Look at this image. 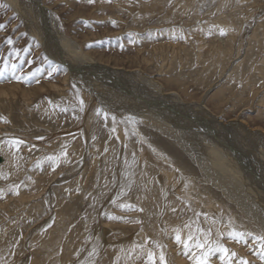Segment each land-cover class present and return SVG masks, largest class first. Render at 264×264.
<instances>
[{
  "label": "rangeland",
  "instance_id": "374dc122",
  "mask_svg": "<svg viewBox=\"0 0 264 264\" xmlns=\"http://www.w3.org/2000/svg\"><path fill=\"white\" fill-rule=\"evenodd\" d=\"M40 1L48 19L58 22V36L77 44L96 64L133 81L145 77L159 87L161 93L154 95L161 100L199 103L225 123L264 134V0ZM0 24L5 26L0 29V68L8 64L0 76V174L6 177H0V264H145L148 249L156 251L158 261L159 249L152 242L165 246L167 264H192L175 242L173 229L186 235L184 225L190 222L207 229L211 221L203 216L197 221L196 213L220 217L222 231L230 217L237 229L264 233L251 216L259 217L261 210L264 217L258 191L264 196L262 163L256 168L262 181L238 168L251 178L243 180L252 197L238 201L242 207L247 201L242 209L205 182L204 173L176 145L140 120L128 113L118 115L117 123L112 115L105 121L96 109H107L96 99L88 111L87 89L73 81L76 74L46 56L7 0H0ZM121 91L127 95L124 103L144 111L129 90ZM77 95L85 103L83 110ZM123 123L127 135L119 137ZM10 137L25 143L14 152L5 142ZM49 156L58 157L55 166ZM163 169L180 180V190L174 191ZM11 185L20 186L18 194L10 191ZM163 189H169L165 195ZM121 204L135 208L122 209ZM221 242L238 258L262 264L247 245ZM209 264H220L218 255Z\"/></svg>",
  "mask_w": 264,
  "mask_h": 264
},
{
  "label": "bare ground",
  "instance_id": "6f19581e",
  "mask_svg": "<svg viewBox=\"0 0 264 264\" xmlns=\"http://www.w3.org/2000/svg\"><path fill=\"white\" fill-rule=\"evenodd\" d=\"M7 1L11 5H13L14 9L21 15V18L27 25V29H29V31L37 38L46 56L60 64H62V62L67 64L68 67L65 65L64 66L67 69L69 68L68 70L73 73V75L76 74L75 76L78 78H74L76 80L73 81L75 83L77 82V85L79 84V86H82L84 89L86 88L88 91L87 95L83 94L84 92L82 93L85 96L84 101H86L85 103L86 105H88V111H90L91 108V100L96 99L106 107L105 109H107L106 111L110 115H115V118H118V115L120 114L127 117L126 115L129 113V115L133 116L134 119L140 120V123L144 125V127L147 126L148 128L156 131L159 135H162L172 144L176 145L194 164L198 166L200 172L204 173L205 182L211 183L213 187L220 189L225 197H228L230 200H232V202L236 203L240 208L244 209L243 207L247 204V201L243 207L239 205V202L244 201L245 203V199H247L249 195L252 197V195L250 194V188L242 187V185L245 184L244 181L247 182V180H249L248 182H251V178H247L250 177L248 173L251 172L252 177L255 176V181L256 178L260 181L263 180L256 168H258L262 163L261 168L264 172V162L261 160V157L264 156V134L262 135L257 130V132H253L251 129L250 130L252 132L250 130L249 132L247 128L246 131L244 129L245 126H242L235 122L225 123L217 119L213 114L209 113L205 106L199 103H183L182 105L180 101L172 102V96L170 97L171 99L169 101H166L165 99V101L161 100L162 98L158 94L154 95V91L161 93L159 87L156 85H152V83H149L148 81L146 82L145 77H141L133 81V79L126 78L124 75H120L118 72H113L111 68L104 67L102 65L100 66V64H96L94 60L82 53L77 44L72 42L70 39H65L63 36H58V22H54L52 19L53 17H49L48 19V14L45 11L46 8L41 5L42 2L40 0H34L37 3V6L33 5V3L31 4V0ZM52 23L55 27H52ZM51 42L54 43V46L50 45ZM70 68H72L73 70H70ZM101 69H105L108 71L104 72L101 71ZM108 74H110L112 77H110ZM84 75L86 77H84ZM118 84L120 85V89L118 88ZM103 85H106L109 88L104 87ZM97 88H102V92L100 93L98 90V93ZM115 88L117 89L115 90ZM122 88L127 91L129 90V93H131L133 99H138V102L136 100H133V103H137L136 106L144 110L142 113L139 111L135 112L136 107L132 108V103L129 102V106L127 103H124L125 101H127L125 97L127 95H124L126 93L125 91V93L121 91ZM120 92L122 94H120ZM144 94H149L148 98L145 99L146 96H144ZM162 97L166 96L164 95ZM174 100H176L175 97ZM139 102L142 103L143 106H140ZM174 102L177 103L172 111H166L167 113L163 111V109L165 108L163 103H167L172 107L174 106ZM92 108L94 109V107ZM91 120L92 118H90L88 122H91ZM122 125L123 126H119L121 131L119 133V137H124L126 133L127 124L124 125L123 123ZM130 130H132V128ZM239 133L244 136L249 134V137H246L247 139L244 137L245 139H243V136H239V138H241L239 139L237 136V134ZM253 144L259 146V149ZM208 156H210V159L208 158ZM163 158L166 159L163 156L159 157V159L161 160ZM248 167L250 168V171H248ZM238 168L241 170H246L247 177L243 176V171L241 172V170H238ZM254 169L255 171H253ZM235 170L237 172L236 175L233 174ZM162 174L164 175V177H167L166 180L168 182L174 183V186L176 187V189L174 188L175 192L180 190L182 185H179V183H177L180 180L178 179V181L171 171H168V169H163ZM198 184L200 183L198 182ZM171 187L173 188V186ZM168 190L163 189L164 195ZM258 191L259 199L262 200V198H264L262 190ZM144 197L145 195L143 194L142 198ZM255 199H257V201L259 202L258 196L257 198L255 197ZM262 201L264 202V200ZM261 207L263 208V206ZM250 211V208H246L247 214H249ZM258 212L259 217H256L255 214L251 216L253 218H257L259 220V223L264 226V217L262 216V211L260 210Z\"/></svg>",
  "mask_w": 264,
  "mask_h": 264
},
{
  "label": "snow or ice",
  "instance_id": "6c2138e0",
  "mask_svg": "<svg viewBox=\"0 0 264 264\" xmlns=\"http://www.w3.org/2000/svg\"><path fill=\"white\" fill-rule=\"evenodd\" d=\"M89 3H92V0H88ZM113 24H115V21H112ZM5 27L3 24H0V29ZM220 35H225L226 30L221 28L219 29ZM7 43L9 45L12 44V40L9 38L7 40ZM17 54L19 50H14ZM30 63V61H29ZM8 67V64L5 63L4 68H0V76H3L5 68ZM11 67L13 70L16 68V64H12ZM34 75V73H32ZM51 75V73H49ZM17 80L20 79H27V76L16 77ZM77 99L79 101V105L81 110H83V100L79 99V96L77 95ZM49 104L51 105L52 102L49 101ZM54 108L59 107V105H53ZM60 111L66 112L68 111L67 108H61ZM96 114L98 116H102V118L107 121L109 119V113L102 109L97 108ZM3 117H0V120H3ZM113 123H115V117H111ZM131 119V118H129ZM113 132H115V128L112 129ZM127 135V131L125 133ZM8 146L15 152L18 151L20 148V145L25 143L21 138L18 137H10L5 141ZM62 156H66V152H61ZM48 160L53 161V166H55V162L58 160V157L55 156H49L47 157ZM40 163L39 161L37 162ZM0 177H2V174H0ZM6 178V177H2ZM185 183V188L188 186V182ZM19 185H11L10 191L13 194H18ZM3 190H0V194H2ZM120 207L122 209H133L135 208V205L132 204H121ZM138 211H142L141 209H137ZM175 211V209H173ZM197 221L199 220L200 216H203L206 221H211L210 226L205 229L204 227H200L197 223L195 227H193V223L190 222L188 224L184 225V228L188 230L186 235H182V230L180 228L173 229L174 232V240L178 245H182L185 255L188 256V258L192 261V264H209V260L211 257L217 256L219 257L220 264H250V261L243 257H237V253L230 248H228L224 243L221 241L223 239H228L230 241H235L237 243H243L247 245L250 249L253 250V254L258 256L259 260L264 264V233L257 234L251 231H244L237 229L234 226V222L232 218H228L226 221L227 225V231H222L220 227L217 225H221L222 223H225L221 218L217 217H210L207 213H196ZM113 218V217H110ZM122 219V218H117ZM139 223L140 221H136ZM213 226L215 227V233H213ZM213 235H215L216 239H213ZM250 241V243H249ZM145 243H148V240H145ZM155 245L156 249H159V256L157 261V253L153 249H148L145 253V264H167L166 256L163 251V248L165 246L160 245L157 242H152ZM134 247H139L141 250L144 249L143 245H134ZM93 252H95V249H93Z\"/></svg>",
  "mask_w": 264,
  "mask_h": 264
},
{
  "label": "water",
  "instance_id": "95a60500",
  "mask_svg": "<svg viewBox=\"0 0 264 264\" xmlns=\"http://www.w3.org/2000/svg\"><path fill=\"white\" fill-rule=\"evenodd\" d=\"M62 64L68 67L67 64H65V63H63V62H62ZM100 66H101V65H100ZM70 67H71V66H70ZM101 68H102V67H101ZM68 69H69V68H68ZM70 70H73V69L70 68ZM144 96H146V97H145V99H146V98H148L149 94H144ZM163 104H164V107H165V108L163 109L164 112H166V111H172V109L175 107V106H172V107H171V106L168 105L167 103H163ZM169 106H170V107H169ZM158 108H159V107H158ZM166 113H167V112H166ZM2 162H3V158H2V156H0V164H1Z\"/></svg>",
  "mask_w": 264,
  "mask_h": 264
}]
</instances>
